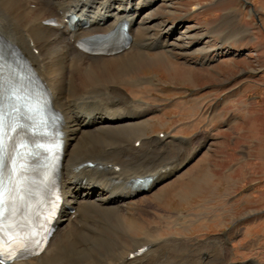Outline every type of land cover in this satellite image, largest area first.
Wrapping results in <instances>:
<instances>
[{"label": "bare ground", "instance_id": "bare-ground-1", "mask_svg": "<svg viewBox=\"0 0 264 264\" xmlns=\"http://www.w3.org/2000/svg\"><path fill=\"white\" fill-rule=\"evenodd\" d=\"M163 3L171 6L169 0H0V40L20 51L50 92L66 141L60 173L63 204L56 232L41 256L18 264H228L226 255L232 249L225 244V235L197 244L190 256L180 255L187 246L178 235L165 239H154L150 232L132 235L143 212L136 200L160 187L180 165L131 172L126 166L138 167L148 151L169 148L155 145L145 135L150 121L144 117L150 115L151 106L133 101L120 79L143 62L164 58V53L152 57L150 52L169 54L180 45L181 51L190 49V39L197 34L191 36L192 29L183 22L169 24L155 18ZM70 14L79 18L75 26L66 22ZM122 21L127 22L130 36L123 52L93 57L80 51L79 42L109 34ZM220 47L202 43L199 52L227 56L228 49ZM3 64L5 79L18 86L16 73ZM147 80L139 77L133 83ZM14 88L18 94L20 87ZM19 109L13 116L22 124L26 112ZM143 177L151 181L145 187L136 185ZM142 247H146L143 253L131 256Z\"/></svg>", "mask_w": 264, "mask_h": 264}, {"label": "rangeland", "instance_id": "rangeland-1", "mask_svg": "<svg viewBox=\"0 0 264 264\" xmlns=\"http://www.w3.org/2000/svg\"><path fill=\"white\" fill-rule=\"evenodd\" d=\"M169 1L155 18L190 27L197 33L191 48L150 52L165 55L120 79L133 101L151 106L145 135L169 149L126 166L131 172L188 161L136 200L143 212L132 235H178L187 246L181 256L225 235L228 264H264V0ZM199 43L228 55L199 52ZM139 77L148 80L135 86Z\"/></svg>", "mask_w": 264, "mask_h": 264}, {"label": "snow or ice", "instance_id": "snow-or-ice-1", "mask_svg": "<svg viewBox=\"0 0 264 264\" xmlns=\"http://www.w3.org/2000/svg\"><path fill=\"white\" fill-rule=\"evenodd\" d=\"M4 67L5 65L0 63V236L5 233L6 208L13 197L22 199L24 195L25 190L22 187L23 155L18 151V148H27V145L21 141L19 145L13 143L11 152L9 151L8 141L13 139L11 133L19 134L18 129H22L24 125L20 124L13 116L14 112L20 111L16 106L18 94L17 90L5 79ZM5 103L7 107H5ZM54 210L53 208L51 211ZM6 242L5 240L4 243ZM32 242L37 245L41 243L38 239H34ZM4 243H0V250L3 249ZM0 264L3 262L0 261Z\"/></svg>", "mask_w": 264, "mask_h": 264}]
</instances>
